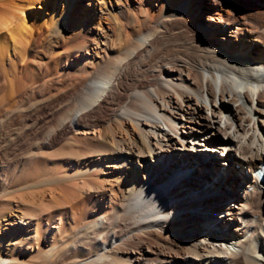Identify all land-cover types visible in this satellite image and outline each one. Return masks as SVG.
<instances>
[{"label": "bare ground", "instance_id": "1", "mask_svg": "<svg viewBox=\"0 0 264 264\" xmlns=\"http://www.w3.org/2000/svg\"><path fill=\"white\" fill-rule=\"evenodd\" d=\"M241 2L0 0V72L6 80L23 82L29 69L36 77L33 79L42 76L49 79L62 74L60 70L67 72L72 63L84 76L74 83L81 89L70 123L77 136L83 135L86 141L96 142L99 147L77 153L78 161L72 162L70 170L57 179L59 183L66 182L70 190L62 191L57 198L58 208L68 207V211L58 215L59 225L67 221L79 224L87 210L100 218L113 213L112 227L125 225L113 233L119 243L108 242L105 249L97 251L99 258L92 264H203L201 253L206 254L208 264H228L227 259L231 264H264L255 257L260 251L264 253V183L256 173L264 165V135L257 127L258 122L264 134V0L244 12L239 9L243 7ZM239 4L233 11L227 9ZM204 5L220 18L201 19ZM254 17L263 23L257 24ZM174 20L197 26L192 32L201 36L200 40H188L184 53L158 44L159 35L169 31V25L164 23ZM185 32L182 29L179 33ZM84 35L92 38L81 43L79 39ZM66 44L71 46L66 49L71 50L60 52ZM38 47L50 54L49 61H43L44 72L34 68L29 60L37 55ZM82 50L83 55L78 57L76 53ZM150 61L154 63V67L150 64V75L155 83L145 91L130 87L131 106L126 102L114 114L120 128L104 131L98 125L81 122L85 114L117 94L127 81V71L122 78L125 69L131 70L134 64L137 65L134 69H146ZM119 80L122 83L117 89ZM20 84L15 85V92ZM247 102L250 105L246 106ZM226 111L234 115V120L226 118L227 128L223 129L219 123ZM181 128L192 132L185 136L186 131L181 134ZM210 130L214 138L200 139L201 133ZM221 130L228 134L227 147L238 146L237 152L246 159L242 165L248 167L249 174L237 170L231 175L221 174L220 183L213 186L182 179L189 175L188 165L197 158L196 167L214 168L217 162L209 161L207 154L202 157L194 154L191 147L211 142L217 147L225 143L224 139L219 141ZM137 132L141 135L139 141L135 138ZM153 139L159 152L151 153L157 164L147 177L146 171L150 169L140 157L143 149L151 152ZM173 151L184 154L175 157ZM164 152L173 153L171 158L178 160V164L167 167L161 159ZM227 161L234 162L232 157ZM138 165H142V175L140 170L138 173L134 170ZM131 167L133 171L129 172L127 169ZM218 170L217 167L215 171ZM237 200L238 211L230 210L229 223L221 220L219 224L230 231L227 234L215 231V223L227 210L225 202ZM230 206L236 208L232 203ZM43 207V215L53 210L50 205ZM202 212L220 216L213 219ZM38 213H22L11 224L17 230H28ZM232 225L236 226L235 231L230 229ZM55 228L58 230L60 226ZM223 235L235 242L237 251L218 243L225 240Z\"/></svg>", "mask_w": 264, "mask_h": 264}, {"label": "rangeland", "instance_id": "2", "mask_svg": "<svg viewBox=\"0 0 264 264\" xmlns=\"http://www.w3.org/2000/svg\"><path fill=\"white\" fill-rule=\"evenodd\" d=\"M260 2H262V0H242L241 4L243 7L239 4L236 6H227V9L233 11L241 6L239 9L243 12L246 10L251 11L252 6L257 5ZM206 6L207 5H204V7H202L204 11L202 13H204V15L201 16V19L208 20L209 16L220 18L218 14L206 10ZM219 12L222 11L220 10ZM254 19L257 24L263 23L259 22L255 17ZM164 24L166 26L169 25V31L164 32L165 34L163 33L159 35L158 44L162 46L166 45L167 49L177 48L179 49L178 52L184 53L186 49L185 45L188 40L191 39L192 41L194 39H201L199 34H193L192 30L197 28V26L195 27L193 24L180 20H174L172 22L166 21ZM182 29L186 30L184 34L179 33ZM90 38H92V36L89 35L87 37L84 35L79 40L81 43H85ZM233 43L236 45V37L233 38ZM64 47L60 52L63 51V53H65L66 51L71 50H68L69 47L71 48L69 44H66ZM66 47L68 48L66 49ZM43 51V48L41 49L38 47L36 49L37 55L33 57L31 56L29 59L34 68H39L42 72H44L43 63L47 62V60L49 61L48 56L50 55L48 54L49 52ZM83 53L84 51L82 50L76 53V55L80 57L79 55H83ZM150 64L154 67V63L150 61V63L146 65L149 66V68L146 67V69L144 67L134 69L135 67L137 68L136 64H134L135 66L131 64L133 66H131V70L125 69L122 78H125L127 74L129 75V77L128 75L126 77V85H124L125 83L121 85L122 82L119 80L116 86L117 89H120L118 86L121 85L123 87H121V91L119 90L116 95L112 96V98L109 97L105 99L104 102H101L99 104L100 106L98 105L96 109L92 110V112L85 114V116L81 118V122L86 125H98L104 131L108 128L111 129V127L115 128L119 126L118 128H120L121 124L116 120L114 114L116 108H121L126 102V105L129 104L131 106V102L128 99L131 88L137 86L138 88H141L140 90H143L144 88L143 91H145L151 86L150 84L155 83L152 77L153 75H150V70H152ZM70 65L71 66L67 71L68 73L60 70L59 73L62 72V74H53V77L50 75L49 77L52 78L49 79L48 76L33 79V71L29 69L30 71L28 70L26 72V77L29 79L24 77L22 78L23 82L21 80H9V82L0 72V264H92L94 260L99 258V253L97 251L105 249L108 242H111L114 245L119 243L117 239L113 238V233L121 231V227L123 228L125 226L120 225L118 228L112 227L113 213L108 214V218H100L95 216L93 211L88 212V210L86 211L87 214H85V222L82 220L80 221L81 224L80 222L79 224H74L73 222L67 221L65 224L59 225V216L63 210L68 211V207L64 206V208H58L56 203L57 198L59 199V194H62L63 192L69 193L70 190L66 182H63V184L59 183L58 180L62 178L64 173L70 170V164L72 162L76 163V161H78L79 156H77V153L93 149L94 147H99L96 142L86 141L85 136H77L75 129L71 126V115L76 107L75 105H77L76 98L79 96L78 92L81 89V86L77 84L74 85V83L77 78L81 79L84 76H81L75 70V65L73 63ZM126 71L128 72L127 74ZM85 76L87 77L88 75ZM51 79H53V81ZM5 82L6 84H4ZM13 82L16 83H14L16 86L22 83L20 84L19 91L15 92V85H13ZM127 84L129 87H127ZM23 88L25 90H23ZM246 104V106L250 105L249 102ZM136 106L137 105L134 107ZM68 116L69 118H67ZM222 117L223 121L219 124L225 129L227 128L226 118L229 117L234 120V115L229 111H226ZM129 127L132 129L133 124H130ZM257 127L258 132L263 136L264 134L262 133L260 123L258 122ZM184 130L186 131L183 134L185 136H188V132H192L191 129L181 128V134ZM212 132L213 131L210 130L209 132L201 133L200 139H203L204 137H207L208 139L214 138V135H211ZM216 132L218 133V131H214V133ZM140 136V132L135 134L137 141L140 140ZM227 136L224 131L221 130L219 141L224 139L225 143H222L219 146L217 145V147H215L214 142H211L208 145L204 143V146L197 144L191 147V145H189V147L195 149L194 154L196 153L201 157L202 155L207 154L209 156L208 160L213 163L217 162V164H214V168L213 165L209 166V169L204 168L205 166L201 167V165L196 167L195 165L199 164L196 162L199 161L197 158L195 162L193 160L188 165L189 170L191 171L189 175L182 179H187L188 181L192 179L196 181L197 185L203 183L205 186H213L220 183L218 177H220L221 174L227 173L231 175L235 170L249 174L248 167L245 166L244 168V165H242L243 161L246 159L243 158L244 156L241 155L239 151L237 152L238 146L229 145V147H227ZM78 138L81 140H78ZM155 143L156 141L154 139L151 140V146L153 149L151 152L147 149H143V156L140 157V161L150 169V172L146 171L147 177H149L151 171L154 170V167L156 168L157 164L156 159L153 158L154 154H151L152 152H159ZM173 153L175 154V157H179V153L184 154L181 151H173ZM173 153L166 155L164 152L163 156L161 155V159L163 157V162L167 164V167L169 166L172 168V166L174 167L178 162V160L171 158V154ZM231 157L234 162L227 161ZM176 166L178 167V165ZM133 167L127 170L132 172ZM217 167L219 170L215 171ZM134 170H136L137 173L138 170H140L141 175L143 173L142 165L134 167ZM245 173L240 174L241 177H243ZM62 186L64 190H61ZM210 191L214 193L213 189ZM227 193L230 194L228 191ZM64 195L67 196L68 194ZM221 195L222 194H219L218 196ZM243 198H245V195H243ZM231 203L235 205V209L234 206H230ZM44 204L48 206L50 205V208H53V210H50L49 212L47 211L43 215L41 213L45 208L43 207L45 206ZM239 204L240 201L238 200L229 203L225 202L227 210H224L225 212L222 213L221 218H218L219 222L215 223V231L221 234H227L228 231H230L229 229L221 227L219 224L221 220H225L229 223L227 219L231 217L229 215L230 210H232V212H237ZM229 207H231V209ZM36 212L39 213L36 214V218L32 220V222L35 223H33L28 230H17L13 224H11L13 223V220H18V218L22 216V213L24 215L27 213L29 215H35ZM201 214L210 215L209 217L213 219L220 216L219 213L216 214L212 212H202ZM242 218L243 217L240 219ZM214 221L215 220H213V222ZM36 224H39L40 226H36ZM55 226H60V229L57 230ZM217 227H219L218 230H216ZM235 227L236 226L232 225L230 229H234L235 231ZM153 229L161 231L158 227H154ZM246 235L248 237L250 236V234ZM223 238H225V240H218V243H222L223 247H229L232 251H237L238 248L236 244H234V241L230 238L227 239L225 235H223ZM100 253L102 254L103 252ZM201 255L203 264H208L209 261L207 260L206 254L201 253ZM255 257L258 258L259 261H264L263 251H260ZM227 261L228 264H231L228 259Z\"/></svg>", "mask_w": 264, "mask_h": 264}]
</instances>
